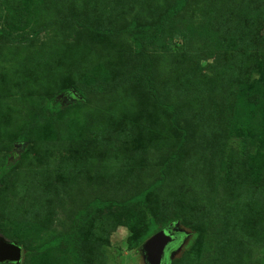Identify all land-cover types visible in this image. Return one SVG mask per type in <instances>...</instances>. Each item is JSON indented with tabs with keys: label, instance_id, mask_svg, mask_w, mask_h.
I'll return each instance as SVG.
<instances>
[{
	"label": "rangeland",
	"instance_id": "1",
	"mask_svg": "<svg viewBox=\"0 0 264 264\" xmlns=\"http://www.w3.org/2000/svg\"><path fill=\"white\" fill-rule=\"evenodd\" d=\"M214 2L220 7H211ZM174 4L0 0V125L12 114L19 130L31 123L27 144L0 138V169L18 159L0 185V238L19 243L21 264H71L70 242L28 254L69 234L80 238L84 264H145V241H138L149 220L159 223L171 215L179 219L171 226L177 240L170 264H264V213L234 219L236 205L224 179L230 160L240 159L242 143L248 165L264 163V0H189L169 18ZM256 10L258 43L241 55L234 37L244 34ZM16 48L20 63L31 50L44 60L56 53L52 66L62 69L45 76L51 83L46 93L40 84L21 97L9 86L15 102L4 108L2 103L11 101L5 85L23 73L21 64L11 61ZM226 65L233 66L235 78L221 73ZM147 77L159 103L144 90ZM184 84L196 86L182 91ZM50 97L59 102L56 114L44 108ZM163 106L174 108L176 125L185 133L178 158L191 159L190 170L172 164L165 184L147 195L145 206L95 207V201L122 202L159 179L179 138ZM36 172L39 186L27 189ZM187 190L197 194L201 209L186 224Z\"/></svg>",
	"mask_w": 264,
	"mask_h": 264
},
{
	"label": "trees",
	"instance_id": "2",
	"mask_svg": "<svg viewBox=\"0 0 264 264\" xmlns=\"http://www.w3.org/2000/svg\"><path fill=\"white\" fill-rule=\"evenodd\" d=\"M189 0H175V4L173 7H171L168 12V17L169 18H173L179 15L180 12L183 11L184 7L186 6L187 2ZM217 2H214L211 7L214 8V6H219L218 4H216ZM211 4V3H210ZM207 5L209 6V2H207ZM220 7V6H219ZM223 8H228L227 6L223 7ZM238 8H240V3H238ZM215 9V8H214ZM225 12H227V10L225 9ZM253 20H250V23H247V25L244 24L243 26V31L244 34H239L237 33L236 36L234 37V41L237 42V53L241 54V55H248L251 51L253 52V48L255 47V45L258 43V31H259V24L261 22V16L259 15L258 11L256 10V12L253 14ZM158 28H162V25H160L161 27H159V24L157 25ZM205 28H207L205 26ZM147 29V28H145ZM211 29V28H210ZM40 32V30H39ZM39 33L34 32L32 38H36L38 36ZM137 46H140L139 42H136ZM18 50H14L13 53L11 54V61L12 62H18L20 63V60L18 58V53L20 52V48H16ZM28 56H24V58L22 57L21 60V67H22V71L23 73H18L16 74L15 78L12 80V78L9 81V85H5L6 88L5 90L10 87H17L18 88V95H20L21 97H23V92L25 91V89H36L38 85L42 84L43 86H40V91L42 89V92H48V90L50 89L49 84L46 82L45 76L46 75H50L52 72H58L62 69V67H59V65L56 66V71H55V67H53V62L54 59L57 58L56 53H48L47 54V60L39 59L38 55L39 53L36 51H29ZM237 54V57L239 59L238 62L241 64V56ZM187 63H190L191 66L194 65V61L192 59V57H187ZM38 69L39 72H38ZM175 69L176 67L173 69L174 74H175ZM219 70V69H218ZM27 72L28 74L32 73V76H27ZM36 72V74H35ZM50 72V73H49ZM222 72H226L227 74L230 73V77L231 78H235V69L233 68V66L230 65H226V66H221V73ZM43 78V79H42ZM225 78H222L221 80H224ZM161 84V81L159 82V85ZM204 84V83H203ZM143 85H144V90L146 91L147 94H149L150 98L155 101H157L156 98V90L155 88H153V86L151 85V80L147 78H145V80L143 81ZM163 83L160 85L162 88ZM196 85L194 84H184L182 86L179 87L180 90H190L192 87H194ZM27 87V88H26ZM124 87V86H123ZM10 89V88H9ZM204 88H200V90L202 91ZM4 90V91H5ZM24 90V91H23ZM75 93L77 95H80L83 102L86 101V97L85 95L81 92V90H78L77 88H74ZM1 92V91H0ZM9 94L8 97H10L11 101L10 102H6V105L2 106L5 108L8 107H12L13 103L12 101L15 102V97H13L15 92H10V90H8L7 94ZM63 92H61L60 94H63ZM165 92L163 91V94ZM6 94V93H5ZM221 94V93H220ZM13 95V96H12ZM18 95H16V97H19ZM84 96V97H83ZM7 97V98H8ZM13 97V98H12ZM101 97V96H99ZM120 96H117V94L115 95L114 100L115 101H122L120 99ZM25 98V97H24ZM104 99H107V97H104ZM83 102L77 101V105L78 107L80 106H84L82 105ZM106 103V101H104L103 105ZM159 103V102H158ZM72 105H69V107H71ZM114 107V106H112ZM13 108V107H12ZM44 108L46 110H48L49 114H56L59 112V102L54 98V97H50L48 99L45 100L44 102ZM109 108L110 105H109ZM85 109V107H84ZM163 110L168 111L172 114L171 117V127L173 128V130L176 133H179V138L177 139V147L176 149L173 151V155L168 159L166 165H164L161 169H160V173H159V179L156 180L153 184H151L150 186H148L147 188L141 190L139 193H137L136 195L129 197L128 199L122 201V202H114V201H95L94 202V206L95 207H100V208H105V207H110V206H127L130 204H139L141 206H145V201H146V197L148 194H150L151 192H153L155 189H157L158 187L162 186L163 184H165V179L167 176V173L169 172L168 169L169 167H172V164L177 163L176 167L178 171H187L190 170V164L192 162V160H184V161H180L178 158V150L179 148L182 146L183 144V140H184V136L185 133L179 129L176 125L175 122V110L172 106H168L165 107L163 106ZM92 111V110H91ZM84 113V110L82 111ZM115 112V111H112ZM1 113V112H0ZM90 114V113H89ZM91 117L92 118H96L97 116H95L94 111L91 113ZM112 117H116V116H112ZM22 118V117H21ZM20 118V120H21ZM27 116L24 117V119H26ZM117 118V117H116ZM18 118L10 115L9 117V122L7 124H1L0 125V138L2 140H6L8 139V137H10V142L11 143H24L27 144L30 141V134L28 133V131L31 129V123H26L23 127V130H19L20 128L16 125L18 122ZM19 131V133L17 132ZM97 134L99 133L98 128H96ZM72 134V133H71ZM67 133H64V136H66ZM70 135V134H69ZM67 137V136H66ZM240 159L236 160L234 158H232L227 166L226 172H225V177L224 179L226 180V187H227V192L229 191V193L231 192V197H232V201H234L235 203V207H233V209H235L236 213V218L237 219H244L243 215H245L246 217L248 215H253L256 212H261L264 213V163L261 162H254L250 165H248V161H247V154L245 152L246 149V143H242L240 146ZM18 165V159H14L12 162H5V164L2 166V168L0 169V185L3 184L4 178L6 176V174H8L10 171L12 172V170L14 169V167ZM21 173V172H20ZM19 173V174H20ZM23 175H25L23 173ZM38 176L37 172L34 173L32 177H34V180H30L28 182L29 186L27 189H36L38 183H39V179H36ZM71 176V175H70ZM172 182H169L168 184H171ZM172 185L178 189L179 183L177 181H174L172 183ZM197 194H194L193 192L187 190L184 195L183 198L187 200V204L184 206V208H186V210L183 212L182 211V215H184L186 218H184V222L186 221L187 224V220L189 215L191 216H196V214L198 213V211H200L201 207L195 203V201L197 200L196 197ZM247 196H250V199H247ZM179 217L171 215L170 218L165 219L159 223H156V221L154 219H150L149 220V226H148V231L146 233L145 236H143L142 238H140V240L138 241V244H142L144 241H146L147 239H149L151 236H153L155 233H157L158 231L162 230L163 228L167 227V226H172L174 225L177 221H178ZM262 228H264V224L262 223L261 225ZM178 238H182V235H179ZM7 241L14 243L16 245H19L18 242H14L11 240ZM70 242V246L68 247V256L70 259L71 264H84L83 260H82V254H81V240L80 238H77L76 236H74L73 234H69L67 236H62V237H55L51 240H49L47 243L43 244L42 246L32 249L28 252V254H43L51 249L56 248L59 245H62L64 243H68ZM243 246V245H242ZM239 248H241L239 246ZM226 252V253H225ZM230 253V251H224V256H228ZM239 252L238 251H234V255L235 257H237V254ZM228 259V257H227ZM170 264V259L168 260V262ZM21 264V263H20ZM241 264H244L241 262Z\"/></svg>",
	"mask_w": 264,
	"mask_h": 264
},
{
	"label": "water",
	"instance_id": "3",
	"mask_svg": "<svg viewBox=\"0 0 264 264\" xmlns=\"http://www.w3.org/2000/svg\"><path fill=\"white\" fill-rule=\"evenodd\" d=\"M176 240L177 236L170 228L162 229L147 239L141 246L145 264H167ZM21 260V247L0 238V264H20Z\"/></svg>",
	"mask_w": 264,
	"mask_h": 264
},
{
	"label": "flooded vegetation",
	"instance_id": "4",
	"mask_svg": "<svg viewBox=\"0 0 264 264\" xmlns=\"http://www.w3.org/2000/svg\"><path fill=\"white\" fill-rule=\"evenodd\" d=\"M166 228H167V229H169V228L171 229V226H169V227H166ZM164 229H165V228H164ZM173 249H174V248H173ZM167 264H168V263H167Z\"/></svg>",
	"mask_w": 264,
	"mask_h": 264
}]
</instances>
